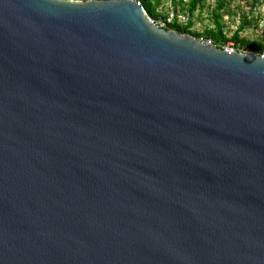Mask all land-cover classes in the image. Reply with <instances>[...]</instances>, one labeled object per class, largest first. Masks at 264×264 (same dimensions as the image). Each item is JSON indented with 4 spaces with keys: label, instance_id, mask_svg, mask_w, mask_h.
<instances>
[{
    "label": "water",
    "instance_id": "95a60500",
    "mask_svg": "<svg viewBox=\"0 0 264 264\" xmlns=\"http://www.w3.org/2000/svg\"><path fill=\"white\" fill-rule=\"evenodd\" d=\"M0 264H264V56L0 0Z\"/></svg>",
    "mask_w": 264,
    "mask_h": 264
},
{
    "label": "trees",
    "instance_id": "16d2710c",
    "mask_svg": "<svg viewBox=\"0 0 264 264\" xmlns=\"http://www.w3.org/2000/svg\"><path fill=\"white\" fill-rule=\"evenodd\" d=\"M142 5L147 10V13L153 19H158L160 17L167 19V14H163L158 11V6L160 0H139ZM229 0H218V6L212 10V20L214 23L213 27H207L202 32L192 29V21L189 18L188 22L183 23L178 21L177 18L173 22H168L166 28L175 29L180 33L191 34L197 38L200 36H205L213 39L214 43L219 47H224L225 43L229 40H233L235 43L236 50H246L249 52H256L263 54L264 53V39H251L246 36H242L240 31L246 26L253 24H259V14L257 18H252L251 14L261 0H251V8L249 10H243L240 14V26L236 31L233 32L232 36H228L227 31L225 30V24L223 23V13H230V9L227 8ZM180 4H184V0L178 1ZM205 0H189V2L181 8L182 10L187 9L192 14L194 10L200 6L203 7ZM180 8V9H181Z\"/></svg>",
    "mask_w": 264,
    "mask_h": 264
},
{
    "label": "rangeland",
    "instance_id": "374dc122",
    "mask_svg": "<svg viewBox=\"0 0 264 264\" xmlns=\"http://www.w3.org/2000/svg\"><path fill=\"white\" fill-rule=\"evenodd\" d=\"M178 1L179 0H160L158 11L167 14V17L172 14L177 15V19L179 18L183 23L188 22L190 18L192 21V29L197 31L202 32L207 27L214 26L211 14L212 10L218 6V0H205L204 6H198L192 14L189 10H182L181 8V6L183 7L184 4L186 5L189 0H184V4H180ZM228 3L229 5L227 8L230 9V13H223V23L225 24V30L228 36H232L233 32L240 26V14L243 10H249L251 8V0H229ZM258 14V26L253 24L246 26L240 31L242 36L251 39H264V0H261L260 4L256 6L251 16L252 18H257ZM181 16H184L186 19L182 20ZM227 44H233L235 46L233 40H229L225 43V45Z\"/></svg>",
    "mask_w": 264,
    "mask_h": 264
},
{
    "label": "built area",
    "instance_id": "2783aa9c",
    "mask_svg": "<svg viewBox=\"0 0 264 264\" xmlns=\"http://www.w3.org/2000/svg\"><path fill=\"white\" fill-rule=\"evenodd\" d=\"M138 1V4H140L141 6H143L142 5V3L139 1V0H137ZM182 17V20L183 19H186L184 16H181ZM154 22H156L159 26H162V27H166V25H167V23L168 22H173L174 20H175V18H177V15H171V16H168L167 17V19H162V18H158V19H153L152 17H150ZM178 21H180V22H183V21H181L179 18H178ZM186 23V22H185ZM200 41H202V42H204V43H208V44H212V45H216L215 43H214V41H213V39H211V38H208V37H205V36H200L199 38H198ZM223 48H226L227 50H229V51H234V50H236V48H235V46L233 45V44H227V45H225ZM241 51H243V52H248L249 53V51H246V50H241ZM260 54V53H259ZM261 55H263L264 56V53L263 54H261Z\"/></svg>",
    "mask_w": 264,
    "mask_h": 264
}]
</instances>
